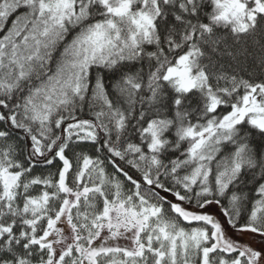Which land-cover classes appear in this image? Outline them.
I'll use <instances>...</instances> for the list:
<instances>
[{
  "label": "snow or ice",
  "instance_id": "obj_1",
  "mask_svg": "<svg viewBox=\"0 0 264 264\" xmlns=\"http://www.w3.org/2000/svg\"><path fill=\"white\" fill-rule=\"evenodd\" d=\"M0 264H264V0H0Z\"/></svg>",
  "mask_w": 264,
  "mask_h": 264
}]
</instances>
